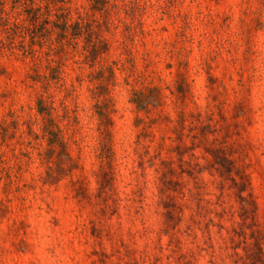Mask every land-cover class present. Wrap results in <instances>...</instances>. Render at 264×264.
<instances>
[{
	"label": "rangeland",
	"instance_id": "obj_1",
	"mask_svg": "<svg viewBox=\"0 0 264 264\" xmlns=\"http://www.w3.org/2000/svg\"><path fill=\"white\" fill-rule=\"evenodd\" d=\"M263 235L264 0H0V264H250Z\"/></svg>",
	"mask_w": 264,
	"mask_h": 264
},
{
	"label": "trees",
	"instance_id": "obj_2",
	"mask_svg": "<svg viewBox=\"0 0 264 264\" xmlns=\"http://www.w3.org/2000/svg\"><path fill=\"white\" fill-rule=\"evenodd\" d=\"M35 16H33V18H36ZM263 242L264 235L262 237L256 238V241L254 242L252 247L246 250L244 256H242L240 253H236V256L239 259H246L250 264H264Z\"/></svg>",
	"mask_w": 264,
	"mask_h": 264
}]
</instances>
